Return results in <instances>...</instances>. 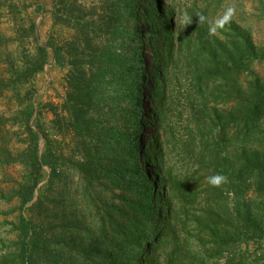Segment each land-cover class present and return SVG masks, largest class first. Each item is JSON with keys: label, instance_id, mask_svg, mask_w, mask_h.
Segmentation results:
<instances>
[{"label": "trees", "instance_id": "16d2710c", "mask_svg": "<svg viewBox=\"0 0 264 264\" xmlns=\"http://www.w3.org/2000/svg\"><path fill=\"white\" fill-rule=\"evenodd\" d=\"M49 1L46 42L32 22L35 54L0 77L19 96L49 54L65 70L48 128L30 97L0 119L24 138L0 145L23 170L0 264H264V47L228 0Z\"/></svg>", "mask_w": 264, "mask_h": 264}, {"label": "rangeland", "instance_id": "374dc122", "mask_svg": "<svg viewBox=\"0 0 264 264\" xmlns=\"http://www.w3.org/2000/svg\"><path fill=\"white\" fill-rule=\"evenodd\" d=\"M89 2L90 0H83ZM9 4L12 6L9 7ZM35 5L42 7L41 12H35ZM228 12L239 19L243 25L250 28L256 45L264 47V17H261L258 5L252 0H228ZM35 23L36 38L40 44L45 43L52 28L51 3L49 0H0V77L7 79L13 67H24L27 60L35 54L36 43L29 31V25ZM63 33V32H62ZM65 36L68 32L64 31ZM12 39L11 42H7ZM29 61V60H28ZM256 69L264 74V64L256 65ZM64 71L58 68L49 54L47 64L27 86L19 89V96L12 91L0 92V119L11 118L16 113L18 104L26 98H31L36 108L35 116L45 128L50 126L52 113L50 105L60 106L64 99ZM6 123L0 132L1 148L9 149L12 154L19 152L23 134L18 124ZM170 165L188 176L194 172L191 161L180 156L172 157ZM151 173L152 171L149 170ZM23 170L19 165L4 167L0 172V188L8 191L15 182L22 179ZM17 203L0 201V238H14L9 232V225L15 221L18 214ZM11 213V214H10ZM27 214V212H26Z\"/></svg>", "mask_w": 264, "mask_h": 264}, {"label": "clouds", "instance_id": "9594fccd", "mask_svg": "<svg viewBox=\"0 0 264 264\" xmlns=\"http://www.w3.org/2000/svg\"><path fill=\"white\" fill-rule=\"evenodd\" d=\"M225 180V177L222 175H214L212 177H209V182L212 185H220L222 181Z\"/></svg>", "mask_w": 264, "mask_h": 264}]
</instances>
